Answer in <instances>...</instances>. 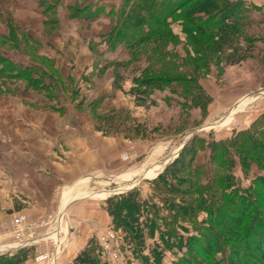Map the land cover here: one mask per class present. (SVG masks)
<instances>
[{
    "label": "rangeland",
    "instance_id": "1",
    "mask_svg": "<svg viewBox=\"0 0 264 264\" xmlns=\"http://www.w3.org/2000/svg\"><path fill=\"white\" fill-rule=\"evenodd\" d=\"M171 1L173 4L176 0ZM232 1L240 4L238 44L248 59L235 65L223 63L218 68L214 61L211 62V71L199 82L212 99L204 112L194 103L185 105L184 97L169 89L147 95L133 94L136 81H142L153 70H160L165 62L157 59L161 54L155 52L151 43L131 51L124 46L109 49L103 36L114 28L123 11L122 0H106V3L102 0H0V57L5 60L0 70L9 74L15 71L26 75L33 73L32 76L42 78L40 88H46H33L25 78L0 77V137L13 141L16 156L25 157L31 153L42 160L46 158L49 163L56 161L57 157L66 159L65 153L71 151L65 140L54 132L55 125L64 126L69 132L91 134L100 149V152H91V158H94L91 176L96 178L91 179L90 192L81 186L73 190L63 188V193L55 201L44 193L46 189L38 188L46 206L41 213L20 211L8 196H0V255H12L19 250L15 248L19 232L25 237H39L54 233V230H59L62 237L74 235L75 229L70 232L69 228L74 223L73 215L80 213L81 206L76 205L70 214L68 204L77 198L91 196V220L97 219L101 224H91L89 242H95V255L101 264H141L137 255L139 251L148 256L157 244L163 249L159 264H178L188 250L199 264L232 261L233 245L224 243V233L227 228L236 232L239 226L226 212L221 217L220 213L210 215L202 209L196 214V222L186 216L183 226L189 232L180 229L177 236L182 238L181 245L176 247L172 239L173 249L167 250L159 239L160 231L166 230L161 221H157L156 237L146 238L141 247L126 240L123 228L113 223L106 210L109 198L132 190H139L142 198L149 201L154 194L149 183L152 180L143 179L159 176L177 159L186 164L194 151L196 166L205 165L202 178H212L216 187L219 186L217 181L223 182L224 178H227L224 181H230V185L226 182L221 185L227 188L225 192L229 195L226 196V205L237 207L239 202L245 203L242 198L248 199L254 204L250 216L255 219V225H264V168L251 160L249 162V157L241 154L235 145L245 137L253 138L261 145V148L258 146L259 152L264 154V120L252 127L264 114V0ZM89 4L91 16H105L109 21L100 20L91 25V19L76 20V11ZM170 24L182 44L175 48L171 43L167 50L169 54L178 51L176 60L182 63L189 59L184 47L187 42L184 23L176 17L170 18ZM99 31L107 33L102 35ZM98 42L107 48L99 47ZM119 48L123 50L119 51ZM243 95L246 97L242 99ZM192 138L198 140L189 144ZM43 140L44 144L41 143ZM214 141L224 144L228 148L227 154H221L220 148H216V157L213 158ZM50 145H55L56 155ZM186 145L188 148L182 153ZM74 154L78 155L76 151L67 155ZM99 156L105 164L99 161ZM206 196L213 209L216 208L210 190ZM259 196L261 200L257 206L255 199ZM152 201L159 202L157 198ZM94 205L101 206L109 216L102 219L101 211ZM158 207L163 211L160 216L167 217L163 205L159 203ZM60 216L66 221L60 220ZM239 216L234 219H240ZM19 218H24L25 224L20 230L15 222ZM199 221L213 233H202V237H198ZM66 222H71L67 228ZM216 222L224 226H216ZM59 231H55V238ZM54 236L27 248L30 255L42 256L38 260L34 257V264L50 262ZM192 236L199 238L198 244H188ZM210 241L219 250L223 245L228 246H225V253L221 251L214 255L213 262L208 255ZM239 250V256L235 257L238 264H253L254 259L260 258L257 251L247 252L242 242ZM112 254L116 255L115 258Z\"/></svg>",
    "mask_w": 264,
    "mask_h": 264
},
{
    "label": "trees",
    "instance_id": "2",
    "mask_svg": "<svg viewBox=\"0 0 264 264\" xmlns=\"http://www.w3.org/2000/svg\"><path fill=\"white\" fill-rule=\"evenodd\" d=\"M122 2L123 11L120 13L114 28L103 36L109 45V49L110 47L115 49L124 46L126 50L131 51L137 46L151 43V47L155 52L161 54L157 59L165 62L160 70H153L142 81H136V89H133V94H136V96L147 95L154 91L169 89L174 94L180 93L185 99V105L194 103L206 112L212 99L203 91L199 82L200 78L211 71V62L214 61V65L218 68L223 63L235 65L248 59L247 53L244 52L246 55L243 54L242 48L238 44L240 36L238 11H240V4H236L232 0H176L173 4L171 0H122ZM54 4H52V8ZM90 10L91 5L89 4L77 10L78 15L76 17L85 20L91 19V21H94L97 17L99 18V16H91ZM176 17L184 23V30L187 35V44L185 43L184 47L189 59L181 61L182 63L176 60L178 51L176 54H169L167 50L171 43L174 44L175 48L182 44L180 38L171 29L170 18L176 19ZM4 61L0 57V65H5ZM32 74L26 75L19 71L10 72L9 74L6 73V70H0V77L25 78L31 87H42V78L40 76L36 78ZM262 120H264V114L258 118V121L256 120L253 123L252 127ZM262 135L264 136V134ZM197 140V138H192L189 144L196 143ZM235 145L238 146L237 149L241 150V154L245 153L244 156L249 157V162L251 160L264 168V154L259 152L258 146L261 148V145L256 140L245 137L241 142H235ZM187 148L188 145L185 146L182 153L186 152ZM216 148H220L221 154H227L228 152V148H225L224 144L214 141L212 144L213 158L216 157ZM262 150L264 152L263 145ZM192 153L186 164H182L177 159L157 178L149 181L152 185L151 190L154 193L149 197V201L142 198L139 190H132L126 194L109 198L106 202V210L112 217L113 223L123 228L127 235V241L134 244L136 242L137 246L142 247L146 243V238L154 239L156 237L157 230H159L157 221H161L166 230L164 232L160 231L159 239L165 249L170 250L173 249L170 242L172 239H174L173 245L176 247L181 245L182 238L177 236L180 229L189 232L183 226V219L186 216L196 222V214L202 209L210 215L216 212L215 215L217 216L220 213L221 217L226 212L230 215L229 219L239 226V230H236V232L227 228L226 233H224V243H228V246L229 243L233 245L231 254L234 256L232 261L226 262V264H238L236 262L238 259L235 257L239 256L241 242L244 243L247 252L257 251L260 255L258 260H253V264H264V225H255V219L250 216L253 213L250 210L254 204H250L248 199L242 198L245 203L239 202L240 205L237 207L226 205L227 195L225 190L227 188H222L221 185L225 182L230 185V181H224L227 180V178H224L223 182L217 181L220 187H216L213 185V182L216 183V181L212 178H202L201 172L205 165L196 166L197 155L194 151ZM208 189L215 199L214 202L217 203L214 209L213 204H209L207 200ZM155 198L159 200L158 204L161 203L168 212L167 217L160 216L163 215L162 207H158V204L153 203L152 200ZM258 198L255 199L257 206L260 204L261 196ZM238 215H240V219H234ZM249 223L251 224L250 227H248ZM222 225L223 223L216 222V226L222 227ZM197 229L199 231L198 237L202 233H213L212 230H208L204 222L199 221ZM198 237L192 236L189 238L188 244H198ZM254 244L259 246L257 247ZM223 246V249L219 250L220 248L214 246L212 241L209 242L208 255L212 262L215 261L214 255L221 253V251L223 253L227 251L225 247L227 245ZM29 250L22 249L12 255L10 253L0 255V264H25L32 257ZM150 251L149 255L151 256H146L143 251H139L140 254L137 255L141 264L161 263L159 257L163 254V249L159 248L157 244ZM95 252L96 244L94 241H90L88 246L74 259L73 264H101ZM190 255L191 253L188 250L187 254L178 260V264L200 263L197 262L196 257H192V255L190 257Z\"/></svg>",
    "mask_w": 264,
    "mask_h": 264
},
{
    "label": "crops",
    "instance_id": "3",
    "mask_svg": "<svg viewBox=\"0 0 264 264\" xmlns=\"http://www.w3.org/2000/svg\"><path fill=\"white\" fill-rule=\"evenodd\" d=\"M102 1L106 3V0ZM107 2H110V0H107ZM102 17L105 16H100L98 21L91 22V25H94L100 20L107 19L109 21L106 17L101 19ZM76 20L85 21L77 17ZM61 28H63V26ZM108 29L109 28H107V30ZM99 33L104 35L107 31H103V33L99 31ZM96 44H101L99 47L102 46L104 50L107 48L105 45H102V42ZM122 50L123 49H120L119 51ZM249 95L250 94L247 96ZM245 97L246 96L243 95L241 98L243 99ZM53 129L58 136L60 135V137L65 140V143L71 151L65 153L66 159L57 157L55 159L56 161L51 160L50 163L46 158L42 160L41 157L39 158L31 153L26 154L25 157L16 156V154H14L16 152V147L13 141L8 137H0V196H8V199L12 200L11 203H15L14 207L20 211L30 210L35 213H41L46 210V206L43 204L45 200L43 201L41 194L37 191L38 188L43 190L46 189L44 193L55 201L59 198L58 195L63 193V191H61L63 188L73 190L81 186L82 189L88 192L91 191V179L96 178L94 175L91 176V167H93L91 165L94 163V158H91V152H100L97 142H95L93 138L91 139V134L87 132L84 133L81 131L80 134L77 133L78 131L75 132L74 130L69 132L64 130V126L61 125L58 127L55 125ZM80 130L82 129L80 128ZM41 143L44 144V140ZM50 146L54 155H56V151H54L56 148L55 145ZM73 151H76L78 155H67L68 153L73 154ZM98 158L100 162L105 164L101 156ZM157 176L154 178H145L143 180H154ZM79 204L81 206V211L73 215L74 223H72V227L70 226L69 228L70 232L72 229H75L74 235L60 236L58 240L59 244L55 241L52 253L54 254L56 251L59 252V254L56 255L55 264H72L83 247L86 246L91 239V224H101L97 219L91 220V196H83L77 198L76 201L72 200L67 207L69 213L73 211L72 208L74 209V207ZM94 207L95 209L97 207L98 210L101 211L102 219H106L109 216L105 214L106 212L101 206L94 205ZM70 223L71 222H69V224ZM34 257H36V255L32 256L25 264H34V262H32ZM47 264L52 263L48 262Z\"/></svg>",
    "mask_w": 264,
    "mask_h": 264
},
{
    "label": "built area",
    "instance_id": "4",
    "mask_svg": "<svg viewBox=\"0 0 264 264\" xmlns=\"http://www.w3.org/2000/svg\"><path fill=\"white\" fill-rule=\"evenodd\" d=\"M60 220H63V222L64 221H66V220H64V218L63 217H61L60 216ZM16 225L18 226V228H19V230L20 229H22L23 228V226H25V224H24V218H19V219H17L16 221ZM66 228L68 227V223L66 222ZM55 231H59V230H54V233H55ZM54 233H51V232H48V233H46V234H43V236H37V237H25V235H24V233H18V235H17V238H16V249H19V250H22V249H27V248H29V247H31V246H33V245H35L37 242H39V241H42V240H44V239H46V238H48V237H51V236H54ZM59 233H60V236H61V232L59 231ZM59 233H58V235H57V237L55 238V236H54V240L57 242V244H59L58 243V240H59ZM57 254H59V252H54V254L53 253H51V255H50V262L52 263V264H55V261H56V255ZM113 258H115V256L116 255H111ZM42 256H40V255H38V256H36V260H38V259H40Z\"/></svg>",
    "mask_w": 264,
    "mask_h": 264
}]
</instances>
